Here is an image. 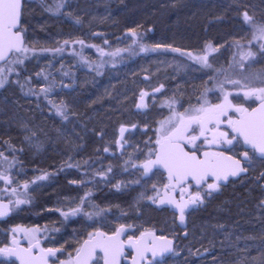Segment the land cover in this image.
Segmentation results:
<instances>
[{
    "label": "rangeland",
    "instance_id": "obj_1",
    "mask_svg": "<svg viewBox=\"0 0 264 264\" xmlns=\"http://www.w3.org/2000/svg\"><path fill=\"white\" fill-rule=\"evenodd\" d=\"M42 1L24 4L21 29L27 47L0 64V194L15 203L13 220L0 225V247L11 237L27 243L39 240L57 247L54 261L65 264L97 229L110 231L125 224L134 236L156 226L178 238L173 254L155 264H264V242L255 235L247 239L215 216L205 218L199 228L180 229L174 214L154 204L161 174L143 168L148 157L143 137L150 134L156 142L163 122L175 113L199 108L205 101H224L225 95L234 104L257 101L244 92L264 85L259 79L249 84L245 77L263 76L264 41L252 49L243 44L258 39L237 12L247 5L251 17L264 20V0ZM79 40L84 52L66 50ZM48 47L59 49L51 56ZM19 66L38 91L15 72ZM259 66L261 74H255ZM123 123L137 128L130 132ZM117 135L123 136L121 151ZM98 142L111 154L96 152ZM49 159L64 160L68 167L97 159L101 170L96 181L89 179L83 187L74 177V187L44 188L47 177L40 173L43 183L34 187L28 180L37 171L34 163ZM24 184L26 190L13 192L14 186L21 189ZM213 191L206 186L199 193L207 197ZM32 197L52 211L51 221L22 220L27 217L23 207ZM215 248L237 257L197 260L199 253ZM240 251L256 254L245 261ZM0 264L16 263L0 255Z\"/></svg>",
    "mask_w": 264,
    "mask_h": 264
},
{
    "label": "snow or ice",
    "instance_id": "obj_2",
    "mask_svg": "<svg viewBox=\"0 0 264 264\" xmlns=\"http://www.w3.org/2000/svg\"><path fill=\"white\" fill-rule=\"evenodd\" d=\"M21 16V0H0V60H5L10 53L23 51V37L19 29ZM244 20L251 25L252 18L247 12L244 13ZM254 29V37L264 40V25H251ZM82 43V42H81ZM264 50V44H261ZM249 57L254 53L248 52ZM207 62V58H202ZM252 83L254 79H259L264 85V76L245 77ZM239 83V81H233ZM0 87H3V80L0 79ZM246 87H248L246 85ZM47 91V90H42ZM245 97H254L260 101L258 108H245L241 105H234L224 96V101L220 104L208 105L207 101L199 108L186 109L183 113H175L167 121L163 122L161 136L156 143L158 149L155 151V159L149 160L143 165L145 173L149 172L155 165L162 166L168 172L170 181H175L177 185H183L189 178L197 185L206 181L208 177H214L217 183L208 184V189L215 190L219 187V181L227 180L228 176H236L246 171L241 166L240 160H233L232 157H225L222 153L205 151L202 155L197 146V141L204 138V141L212 146L221 143L232 144L233 140L242 138L246 145H250L254 153H258L264 158V86L248 87L244 92ZM230 113H235L233 118ZM227 125L232 135L229 138V131L222 130L221 125ZM198 130V134H195ZM124 129H121L123 132ZM207 133H211V139ZM191 145L189 149L187 146ZM107 150V149H106ZM2 155V153H0ZM245 160H249L248 152L244 154ZM224 161L230 163L226 166ZM2 178V177H0ZM26 187V185H25ZM167 187V186H166ZM184 189L182 188V191ZM210 194V193H209ZM201 201L199 192L190 198V201L183 205H177L180 209L181 222L184 220V210L188 203L195 205ZM165 201L161 200V203ZM171 203V201H169ZM17 203H21L18 201ZM2 207V206H0ZM79 209L73 210L75 213ZM124 229L121 227L114 235L108 236L98 232L95 236L84 242V245L77 249L74 264H93L97 250L103 255L104 264H118L119 257L123 254L124 244L119 239ZM15 244L16 242L13 241ZM130 247L136 249L137 257L140 261L145 259V253L151 252L153 259L157 256L163 258L166 253L172 251V242L166 241L159 245L154 238L151 244L146 243L143 234L139 240L128 242ZM39 248V243H31L26 249L6 248L0 249V255L17 256L21 264H48V258L56 255L58 249L39 248V255H33V249ZM63 264V262H62ZM71 264V262H70ZM133 264H137L134 258Z\"/></svg>",
    "mask_w": 264,
    "mask_h": 264
},
{
    "label": "trees",
    "instance_id": "obj_3",
    "mask_svg": "<svg viewBox=\"0 0 264 264\" xmlns=\"http://www.w3.org/2000/svg\"><path fill=\"white\" fill-rule=\"evenodd\" d=\"M27 1L29 0H24V4L27 3ZM45 1H42L43 4H45ZM217 2L219 3V1ZM249 3H251V1H249ZM218 5H219V8H221L220 3ZM246 6L247 5H245L239 12H237L239 14H238V17L236 15L235 18L237 17L239 20L244 21L251 28H253L251 25H257V26L264 25V20H256L255 18L251 17V13H250L251 11L250 9H246ZM220 12L221 11L219 10V13ZM245 12H247L248 15L252 18L251 25L244 20ZM228 17H233V15L228 14ZM226 18H227V14L225 15L224 19ZM259 41L261 40L260 39L253 40L250 42V44L247 41L246 43L243 42V44L245 46L251 47L252 49L254 48V45H257V46L260 45ZM76 43L74 45H67L66 50L68 51L70 49L68 52L76 53V51L78 52L81 49L82 52H84L85 48H83L82 43H78L77 46H76ZM26 47H27V40H26V45H25L24 50L26 49ZM73 47L74 48L76 47V49H73ZM48 49L50 53L48 54L52 56L55 53H57V49L59 48L55 49L52 47H48ZM23 51L19 53H13L12 56L14 55L19 56L20 54H22ZM94 51L96 52L95 49ZM261 68L262 67L259 66V69H258L259 71L255 72V74H258V73L261 74V70H260ZM16 70L17 71L15 72L21 78L23 79L25 78L26 80L25 75H28L26 73V70L23 69L21 66H19V68H17ZM262 74L264 76L263 72ZM26 81H28L27 83L28 86H33L35 92L39 90L38 87H34L35 82L33 83L31 78L29 79L27 78ZM44 92L47 93V91H44ZM122 125L125 126L126 130L127 128H129L130 132L135 131L137 128V125L134 123L132 124L123 123ZM146 129H147V125L142 126L143 132ZM144 133L146 134V131ZM121 135H123V133ZM121 135H117V147L116 148L119 151L123 149L122 147L123 136ZM143 138L147 139L145 141L146 147H144L143 150L146 151V154H148L147 161H146L148 162L151 155L153 154L155 150L156 142L150 140V134L147 136H144ZM101 144H102L101 142L97 143L96 147H99V149H97L96 152H98V150L101 151V149H103L106 153L111 154V151L108 149V147H105L103 144L102 145ZM96 156H98V153H96ZM94 160L95 159L93 160L90 159L88 164L86 163L80 167H76V166L68 167L64 160L58 161L55 159H49V161H46L47 162L46 164L42 163V164L37 165V163H34V172L35 170L37 171L36 173L30 174L28 176V180L34 183V187H37L39 186V184L43 183V181H40L41 177H38V175L40 173H44L45 176L47 177L46 180L44 181L45 183L44 188H51L53 186H61V185L62 186L69 185V186L74 187V185H77V181L75 178L80 179L81 181V182L79 181L80 186L83 187L85 185H88L89 179L91 181H96L97 179L96 173L101 170L98 167L99 163H97V159L95 162ZM262 169L263 170H261L260 168H254L250 170V172L247 175H244L243 177L230 183L229 185H226V186L219 185L218 190L217 191L214 190L207 197L202 196L203 200L200 201V205L196 208V211H193L190 214L189 227L186 229V231L190 230L194 226L195 227L198 226V228L201 227V223L203 224V222L205 221V218L207 219L208 217L215 216L214 220L219 221L221 224H224V223L233 224V227H234L233 230L238 231L237 229H239L238 232H240L243 236H246L247 239L254 238L253 235H255V238H257V240H261L262 242H264V167ZM152 171L158 173L157 171L153 169ZM77 175H79V177ZM82 180L84 181L82 182ZM208 184H212V182ZM208 184L205 185L203 188L208 186ZM26 187H25V184L23 185L21 189H19V186H14L12 190L13 192H20V191L26 190L27 189ZM98 194H99L98 192L95 193V195H98ZM6 198L9 199L8 197ZM31 199H32V202L31 203L28 202V204L23 207L24 211L27 212V217L23 218L22 220H24V222H27L30 219H32L33 223L51 221V219L49 218V213H52V211L46 210L45 208L46 204L43 202H40L39 198L32 197ZM9 200L12 202V205L14 207L15 206L14 201L12 199H9ZM219 207L225 208L226 211L224 213H220L218 209ZM14 212L15 211H13L12 216L7 221H5V223L3 224H7L8 222H11L13 220ZM153 229H156V231L158 232L160 230V228L156 226L153 227ZM207 247H209V245H207ZM221 252L222 250H218L216 248L211 249V250L208 249L204 251L203 253L202 252L199 253L196 256V258L197 260H205L206 258L210 259V257H215V256L219 257V255H221V258L228 257L229 258L228 260L231 261L235 256L237 257L236 253L235 254L227 253L226 255L225 254L222 255ZM240 254L242 255L241 259L246 261V259L248 260L256 253L254 251H249V252L240 251Z\"/></svg>",
    "mask_w": 264,
    "mask_h": 264
},
{
    "label": "water",
    "instance_id": "obj_4",
    "mask_svg": "<svg viewBox=\"0 0 264 264\" xmlns=\"http://www.w3.org/2000/svg\"><path fill=\"white\" fill-rule=\"evenodd\" d=\"M23 6H24V0H21V16H20V22H19V26H18V27H19V29H20V31H21V34H22V37H23V43H22V46H21L22 49H24V48H25V45H26V36H25L23 30L21 29V26H22V12H23ZM20 52H21V51H20ZM13 53H19V52H13ZM13 53H10V54L8 55V57H7L5 60H0V64L5 63V62H6V61H7V60L13 55ZM259 105H260V101L258 102V104H257L256 106H254L253 108H248V109L251 111L252 109L258 108ZM241 140H242V142H243V139H242V138H241ZM243 144H244L245 147H247V148H251L250 145H246L244 142H243ZM157 149H158V145L156 146V150H157ZM205 151L213 152V151H211V150H209V149H205V150H203V151L201 152V154L198 153V155H202V153L205 152ZM217 153H222L223 156H225V157H232L233 160H240V161H241V166H242L243 168L246 169V171L241 172V173H239V174L236 175V176H231V175H229L228 178H227V180H221V181H219L218 183H220V184H222V185H227V184L230 182L231 179H233V178H239V177H241V176H243V175H246V174L249 172L248 167H246V166L244 165V162H243L240 158H237L236 156H234V155H232V154H230V153H228V152H225V151H221V152H217ZM154 159H155V154L153 155V157L151 158V160H154ZM229 163H230L229 161H224V164H225L226 166H227ZM154 168L165 171V172H166V175H167V177H168V172H167V170L164 169L162 166L155 165ZM168 179H169V177H168ZM210 180H214V181H216L215 178H214V177H211V176L208 177L206 181H203L200 185H197V184L195 183V181H193V180H192V181L194 182V184L196 185V187L200 188V187H202L206 182H208V181H210ZM188 181H191V179L189 178ZM188 181H187V182H188ZM216 182H217V181H216ZM185 183H186V182H185ZM179 186H180V185H177L175 181H170V180H169V187H170V188L165 187V188L162 189L161 193L157 196V198H156V200H155V205H156V206H159V207L169 208V210L174 211L175 213H177V218H176L177 225H178V227H179L180 229L185 230V229H187L188 226H189L188 213L193 209L194 205L191 204V203H188V206H187V207L185 208V210H184V220H183V222H181V219H180V209L177 207V205H183V204H185L186 202L190 201V198L185 197V196H182V197H178V196H177V192H178V187H179ZM161 200H163V201H165V202H164V203H161ZM169 201H171V203H170ZM0 206H2V207H0V221H6V220H8V219L12 216V214H13L12 203H11V201H10L9 199H7V198H3V197L0 195ZM121 227H123L124 232H123V234L119 237V239L123 242V244H124V248H123V254H122V255L119 257V259H118V264H122L123 257H124L125 254L127 253V247H129L131 250H133V255H132L131 257H126V258H125L126 262H128V263H130V264H133V260H134V258H136V259H137V264H151V263H152V258H153V257H152V253H151V252H147V253H145V259H144L143 261H140V260L138 259V257H137L136 249L133 248V247H130L129 244H128V242H129L130 239L133 240V241L139 240V239L141 238L142 234H143V238H144L145 242H146V243H149V244H151V242L153 241L154 238L156 239V243L159 244V245L164 244L166 241H171V242H172V251L169 252V253H166L164 256H167V255L172 254V253L174 252V250H175V247H176V239L174 238V236H171V235H168V234L158 233V232L155 231V230H146V231H144V232L141 234V236H140L139 238L136 239L135 237L130 236V237L125 241V240L123 239V237L126 235V232H127V227H126L125 224L120 225L119 227H117V229H116L114 232H111V233L107 232V231L104 230V229H98V230H97L92 236L94 237L95 234L98 233V232H102V233H105V234L108 235V236H112V235H114L115 232H116L118 229H120ZM89 239H90V237L84 239V241L82 242L80 248L84 245V242L87 241V240H89ZM13 241H15L16 243L14 244ZM10 242H11V243H10L9 246L4 247V248H1V249H6V248H9V249H10V248L26 249V248L29 247V246H26L25 244L21 243V242L19 241V238H18V237H13V238L11 239ZM37 242L39 243V248H43V249H57L56 247H51V246L46 247V246H44V245L42 244V242L39 241V240L33 242V244H35V243H37ZM39 248L33 249V255H37V256L39 255ZM35 250H37V251L35 252ZM98 252H99V250H97L96 258H94V260H93V264H95L94 262H95L96 259L98 258V257H97ZM56 253H57V252H56ZM76 255H77V253H76L75 256H74V262H75V259H76ZM6 256H7V255H6ZM9 257H13V258L17 259V260L19 261V264H21V261H20V259H19L17 256H9ZM50 258H51V257L48 258V264H50ZM155 259L161 260L162 258L159 257V256H157ZM74 262H73V264H74Z\"/></svg>",
    "mask_w": 264,
    "mask_h": 264
},
{
    "label": "flooded vegetation",
    "instance_id": "obj_5",
    "mask_svg": "<svg viewBox=\"0 0 264 264\" xmlns=\"http://www.w3.org/2000/svg\"><path fill=\"white\" fill-rule=\"evenodd\" d=\"M24 32V31H23ZM25 34V33H24ZM79 42H83V40H79ZM223 101H219V100H215V101H213V102H211V103H208V105H215V104H220V103H222ZM258 102H259V100H257V101H254V102H252V103H246V102H242L241 104H234V103H232V104H234V105H241V106H243V107H245V108H253L254 106H256L257 104H258ZM230 115H232L233 116V118H235L236 117V114L235 113H230ZM166 117V116H165ZM164 117V118H165ZM163 120V119H162ZM221 129L222 130H226V131H229V138H231V136L232 135H235L234 133H231V131H230V129H228L227 128V125L225 124V125H221ZM195 134H198V130H197V132L195 133ZM207 135H208V138L209 139H211V133H207ZM197 146L199 147V149H200V152H199V154H201V152L203 151V150H205V149H209V150H211V151H213V152H221V151H225V152H228V153H230V154H232V155H234V156H236L237 158H240L243 162H244V165L246 166V167H248V169H249V172H250V170H252V169H254V168H260L261 170H263L262 168L264 167V158H261L260 156H259V154L258 153H254V151L252 150V148H247V147H245L244 146V144H243V142H242V140H241V138H238L237 140H233V142H232V144H226V143H221V144H219V145H212V146H210V145H208L205 141H204V138L203 137H201V139L200 140H198L197 142ZM156 146H157V143H156ZM156 146H155V150H154V152H153V154L151 155V157H150V159L149 160H151V158L153 157V155H154V153H155V151H156ZM189 149L191 148V145H188L187 146ZM248 152V155H249V160H245V158H244V153L245 152ZM152 169L153 170H155V171H158L159 173H161L162 174V178H163V183H162V186H161V189H160V192L157 194V196L161 193V191H162V189L163 188H165L166 186H167V188H170L169 187V179H168V177H167V175H166V172L165 171H163V170H160V169H156V168H154V166L152 167ZM248 172V173H249ZM247 173V174H248ZM246 174V175H247ZM244 176V175H243ZM243 176H241V177H243ZM241 177H239V178H233V179H231L230 180V182L227 184V185H229L230 183H232V182H234V181H236V180H238V179H240ZM2 182V181H1ZM210 182H212V183H217L216 181H214V180H210V181H208V182H206L202 187H200V188H198V187H196V185L194 184V182L191 180V181H188V182H186V183H184L183 185H180L179 187H178V192H177V196L178 197H182V196H185V197H188V198H191V197H193V196H195L196 194H197V192H199V191H201V189H203V187L205 186V185H207L208 183H210ZM219 185H222V184H220L219 183ZM223 186H226V185H223ZM182 188L184 189L183 191H182ZM185 189H188V190H190V192H186L185 193ZM200 194V193H199ZM3 198H6V197H4L2 194H0ZM157 196H156V198H157ZM200 197H201V201L203 200L202 199V196L200 195ZM156 198H155V200H156ZM155 200H154V204H155ZM12 203V202H11ZM200 205V202H198V203H196L195 205H194V207H193V209L188 213V220L190 221V214L193 212V211H196V208L198 207ZM156 206V205H155ZM12 207H13V205H12ZM157 207H159V206H157ZM160 208H164V209H166V210H168L170 213H172V214H174L175 215V217L177 218V213H175L174 211H171V210H169V208H165V207H160ZM13 211H14V207H13ZM7 221V220H6ZM3 223H5V221H0V225H3ZM126 227H127V225H126ZM101 229V228H100ZM117 229V228H116ZM115 229V230H116ZM98 230V229H97ZM96 230V231H97ZM115 230H110V231H107V232H109V233H111V232H114ZM148 230H153V229H148ZM95 231V232H96ZM156 231V230H155ZM94 232V233H95ZM144 232V231H143ZM142 232V233H143ZM158 232V231H157ZM93 233V234H94ZM141 233V234H142ZM158 233H160V232H158ZM92 234V235H93ZM141 234L140 235H138V236H134V235H131L130 233H129V231H128V227H127V232H126V235L123 237V239L126 241L130 236H133V237H135L136 239L137 238H139L140 236H141ZM91 235V236H92ZM88 237H90V236H87L86 238H88ZM13 237H11V239H12ZM85 238V239H86ZM174 238L176 239V245H177V241H178V238L177 237H175L174 236ZM11 239H10V241H11ZM19 241L21 242V243H23V244H25L26 246H30V243H27V242H25V241H21V239L19 238ZM84 241V240H83ZM82 241V242H83ZM33 242H35V241H33ZM32 242V243H33ZM42 242V241H41ZM10 243L11 242H9V244L7 245V246H9L10 245ZM42 244L44 245V246H46V247H48L47 245H45L43 242H42ZM82 244V243H81ZM6 246V247H7ZM81 246V245H80ZM5 247V246H4ZM3 246L2 247H0V249L1 248H4ZM51 247H53V246H51ZM57 248V247H56ZM58 249V248H57ZM175 249H176V247H175ZM37 250H35V252H36ZM175 251V250H174ZM77 253V252H76ZM75 253V254H76ZM58 254V251H57V253H56V255ZM75 254H74V256H75ZM173 254V253H172ZM55 255V256H56ZM102 253L101 252H98V255H97V259H96V261L94 262L95 264H104V261H103V259H99V257H102ZM133 255V250H131L129 247H127V253L125 254V256L123 257V261H122V264H130V263H128V262H126V260H125V258L126 257H131ZM171 255V254H170ZM170 255H167V256H164L161 260H158V259H153L152 258V263L151 264H155L156 262H159V261H163L166 257H168V256H170ZM1 256H6V255H1ZM55 256H53V257H51L50 258V264H60V263H56L54 260H55ZM74 256H73V258H72V260L71 261H69V262H67V263H65V264H70V262H71V264H73V262H74ZM6 257H9V256H6ZM9 258H12V259H14V261H15V263L16 264H19V261L17 260V259H15V258H13V257H9Z\"/></svg>",
    "mask_w": 264,
    "mask_h": 264
}]
</instances>
